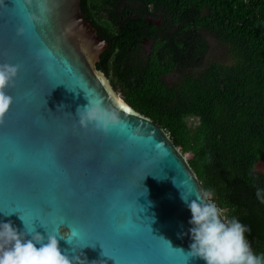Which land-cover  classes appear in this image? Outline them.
I'll list each match as a JSON object with an SVG mask.
<instances>
[{
  "label": "water",
  "instance_id": "95a60500",
  "mask_svg": "<svg viewBox=\"0 0 264 264\" xmlns=\"http://www.w3.org/2000/svg\"><path fill=\"white\" fill-rule=\"evenodd\" d=\"M23 2L0 0V63L21 66L8 89L15 102L0 124V221L24 231L22 216L88 264H115L104 249L119 264H182L165 241L185 252L191 243L181 191L207 197L187 157L97 67L109 40L86 18L82 0H49L47 23L33 27L14 9ZM24 7L35 12V0ZM90 100L117 111L125 127L107 135L80 128L77 109ZM56 218L67 219L59 231Z\"/></svg>",
  "mask_w": 264,
  "mask_h": 264
},
{
  "label": "trees",
  "instance_id": "16d2710c",
  "mask_svg": "<svg viewBox=\"0 0 264 264\" xmlns=\"http://www.w3.org/2000/svg\"><path fill=\"white\" fill-rule=\"evenodd\" d=\"M124 1L141 21L136 33L132 17L118 25L119 16L110 14V24L99 15L103 6ZM92 2L96 7L88 8L82 0V11L109 40L97 67L131 106L169 133L204 192L225 217L249 227L251 248L264 253V203L256 195L264 190V0ZM158 14L168 31L154 54L142 57L130 47ZM211 39L228 46L231 63H206ZM172 72L178 79L170 84L165 76ZM194 117L199 122L190 124Z\"/></svg>",
  "mask_w": 264,
  "mask_h": 264
},
{
  "label": "clouds",
  "instance_id": "9594fccd",
  "mask_svg": "<svg viewBox=\"0 0 264 264\" xmlns=\"http://www.w3.org/2000/svg\"><path fill=\"white\" fill-rule=\"evenodd\" d=\"M48 3L49 0H35L36 10L29 12L26 18L29 26L47 23L50 13ZM19 4L32 6L33 0H24ZM24 33L25 28L18 29V35ZM20 70L19 64L0 63V124L15 102L8 89L15 86ZM76 117L80 128H92L105 135L114 128L125 127L119 113L106 108L100 100H90L89 105L78 108ZM256 195L264 203V190L257 189ZM181 198L191 212V227L186 233L191 239L188 251L173 248L169 241L164 240L173 251L182 254L183 264H189L192 259H200L204 264H264V253L256 254L246 238L249 227L236 217H225L210 193L204 199L193 197L192 189L187 187V191H181ZM10 214L4 213L5 216ZM20 219L24 231L17 229L10 221H0V264H88L86 257L81 259L83 253L72 255L67 251L62 252L56 234L48 233L45 237L37 233L34 225H29L22 216ZM74 237L80 239V233L75 231Z\"/></svg>",
  "mask_w": 264,
  "mask_h": 264
},
{
  "label": "flooded vegetation",
  "instance_id": "af4514ba",
  "mask_svg": "<svg viewBox=\"0 0 264 264\" xmlns=\"http://www.w3.org/2000/svg\"><path fill=\"white\" fill-rule=\"evenodd\" d=\"M84 1L87 2L88 8H91V6L96 7V4L92 2V0H84ZM126 2L127 1L115 3V4H112L110 7H108L107 5L103 6L100 10L101 14L99 13V15L101 16L106 15L107 20L110 19V14L119 16L118 22H117L118 25L122 24L124 19L129 20V17H132L134 24H133V27L130 29V31L131 33H136L138 31L139 25H141V21H139L136 16H133L132 12L127 11L128 5L129 4L131 5L132 2L130 3H126ZM109 23L113 24L114 21L109 20ZM97 30L102 32V30L98 27H97ZM141 30L142 31L138 33V37L135 39V42L132 43L130 49H132L134 52H138L142 57L150 58L154 54V50H155L154 48L156 47L158 38L161 36L160 34H164L165 32L168 31V25L165 23V15L158 14L155 17H150L149 26L141 27ZM172 74H176V73L172 72ZM108 78L111 81L109 76ZM119 95L126 101V99L121 94Z\"/></svg>",
  "mask_w": 264,
  "mask_h": 264
},
{
  "label": "rangeland",
  "instance_id": "374dc122",
  "mask_svg": "<svg viewBox=\"0 0 264 264\" xmlns=\"http://www.w3.org/2000/svg\"><path fill=\"white\" fill-rule=\"evenodd\" d=\"M211 48L209 51V54L206 57V63L211 62V61H217L220 63H231V53L229 51L228 46H226L223 43H219L218 41L211 39ZM178 75L177 74H169L165 76V80L173 84L177 81ZM120 94V92H118ZM190 124H197L199 122V119L197 117L190 118L189 119Z\"/></svg>",
  "mask_w": 264,
  "mask_h": 264
},
{
  "label": "snow or ice",
  "instance_id": "6c2138e0",
  "mask_svg": "<svg viewBox=\"0 0 264 264\" xmlns=\"http://www.w3.org/2000/svg\"><path fill=\"white\" fill-rule=\"evenodd\" d=\"M14 9L17 13V15H22L25 19L27 18V15L29 12H32L34 11L33 9H26L24 6L20 5V4H15L14 6ZM30 27H33V25H31ZM57 85V84H56ZM55 85V86H56ZM11 109L4 115V119L7 120L8 119V115L10 113ZM144 179V178H143ZM143 179L140 180V185L142 187V181ZM42 212H43V209H42ZM36 219H39V217H35L34 220ZM33 220V221H34ZM67 219H61V218H56L55 220H53V224H54V228L59 231L60 229V225L65 223ZM76 244H78L81 248L85 247V246H88V245H91V246H95V244H92V243H87V244H79L77 243L76 241H74ZM104 249V248H103ZM103 255L104 256H107L109 257L111 260H113L115 262V264H119V261L115 260L113 257H111L108 252L104 249V252H103ZM184 260V259H183ZM182 264H183V261H182Z\"/></svg>",
  "mask_w": 264,
  "mask_h": 264
}]
</instances>
